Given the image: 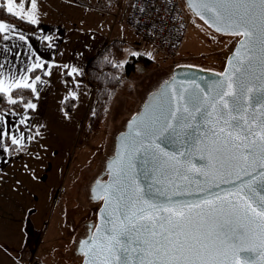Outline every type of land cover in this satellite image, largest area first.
I'll return each mask as SVG.
<instances>
[{
    "label": "snow or ice",
    "instance_id": "obj_1",
    "mask_svg": "<svg viewBox=\"0 0 264 264\" xmlns=\"http://www.w3.org/2000/svg\"><path fill=\"white\" fill-rule=\"evenodd\" d=\"M194 3L200 9V18L214 27L216 32L243 38L228 61L229 65L234 62L238 65L234 71L239 75L233 79L231 72L226 73L224 81L213 85L215 95L210 98L204 95V89H200L199 85L195 86L198 92L185 89L179 96L180 100L185 101L182 108L171 110L168 99L162 97L150 119L141 121L136 127L135 135L131 138L134 147L128 154L129 158L125 161L121 157L114 169L113 184L103 188L106 213L107 207L116 202L112 213L108 214L112 218L106 220L103 235L94 236L91 243L84 242V264H264V170L253 174L245 169V174L251 179L238 187L237 191L243 193L240 203L228 201L227 211L223 207H210L207 212L201 211L198 219L191 215L193 208L200 207L198 203L163 205L143 199L140 195L143 189L130 174L134 167L131 157L139 152L155 162L153 170L174 168L172 162L179 164L176 156L161 150L157 141L167 138L165 134L180 138L181 131L178 130L190 127L187 121L194 120L193 113L196 112L201 113L204 119L215 115L217 123L223 120L224 125L231 129L226 131L225 127H221L217 133L210 128L204 132L205 138L209 133L217 137L210 140L213 147L207 149L210 161L219 158L214 153H219L221 149L215 145L220 143L219 134L224 133L223 145L233 152L232 159L249 164L259 158L260 167L264 169V112L259 118L253 114L250 122L243 103L244 97H248L249 102L254 98L255 103L264 108V0H194ZM37 11L38 0H0V12H6L22 22L38 24ZM15 30V26L0 20L3 40H8L7 33ZM19 38L23 40L25 37L20 35ZM132 55L138 53L133 52ZM36 61L30 69H25V72L33 73L31 77L22 75L17 79L13 74L10 78H2L0 73V101L7 98L8 103L18 106L19 101L14 97L20 96L25 111L37 108L36 103L23 100L25 90L38 96L37 84L42 81L35 71L43 69L44 75L51 76L53 66L46 67L39 57ZM4 67L0 63V69ZM63 67L68 68V65ZM75 73L77 69L73 67L65 75L71 77ZM254 92L258 94L253 97ZM69 97L75 100L76 93L70 91L65 99ZM208 108L212 111L209 112ZM234 112L239 114L238 117L233 115ZM19 124H27L30 130V117L22 113ZM199 132L200 129L196 128L191 133L193 140L189 145L190 150L181 153L185 157L181 167L207 174L205 168H213L214 163L201 168L192 163L194 153L205 150L197 147ZM40 135L37 130L27 139L35 140ZM188 135L183 133L185 140ZM6 138L9 141L7 144ZM25 139L24 130L16 135L0 122V152L8 153L12 145L22 147ZM129 147L126 138L125 149ZM130 192L133 194L129 195ZM204 203L211 206L214 202L205 200ZM100 231L97 229V233Z\"/></svg>",
    "mask_w": 264,
    "mask_h": 264
},
{
    "label": "rangeland",
    "instance_id": "obj_2",
    "mask_svg": "<svg viewBox=\"0 0 264 264\" xmlns=\"http://www.w3.org/2000/svg\"><path fill=\"white\" fill-rule=\"evenodd\" d=\"M94 6L96 3L87 6L77 0H38L39 22L59 27V30L54 29L56 33H51L50 45L56 47L61 42L62 54L59 53L53 60L55 70H52L51 80L40 85L38 96L34 95L37 108L33 111L35 118L31 122V135L37 130L41 135L32 140L25 152L18 154L5 170L19 175L29 173L35 180L40 179L44 183V197L39 204L36 203V216L39 218L36 225H41L38 255L42 264L82 263L83 256L75 252V240L84 232L85 221H97V210L101 204V201H90L89 184L103 167L106 157L113 152L116 132L122 130L125 121L139 109L146 94L180 63L221 70L240 38L222 35L188 12V28L181 48L173 58L166 59L159 48L150 42H143L137 32L127 25L126 10H122L125 6L120 14L116 6L110 11ZM106 38L126 41L123 60L135 52L149 57L150 62L136 64L135 71L115 92L99 128L91 131L88 97L93 84L87 78V62L99 52ZM65 64L68 65L65 68L67 72L73 67L77 69L71 81L64 78L62 66ZM69 91L77 92L70 112L64 110L61 99ZM42 125L45 128L43 131ZM81 159L82 164L78 168ZM25 161L30 163L27 167L23 164ZM60 179L62 185L52 203L53 197L49 196L47 189L57 185ZM64 202L68 211L66 224L69 225V232L63 221ZM63 235V239L57 240L59 242L55 245L56 238ZM5 249L10 252L13 247ZM17 250L22 255L3 264H24L26 250H22V246Z\"/></svg>",
    "mask_w": 264,
    "mask_h": 264
},
{
    "label": "water",
    "instance_id": "obj_3",
    "mask_svg": "<svg viewBox=\"0 0 264 264\" xmlns=\"http://www.w3.org/2000/svg\"><path fill=\"white\" fill-rule=\"evenodd\" d=\"M189 12L192 15L200 18L198 14L200 9L195 6L194 0H184ZM201 19V18H200ZM207 19V15L205 16ZM205 22V20H203ZM211 29L215 30L206 23ZM243 39L242 37L239 40ZM239 40L236 42L230 53L228 54L224 67L221 70H216L212 68L203 67L200 65L192 63H180L177 64L168 77L163 79L158 83V85L146 94V97L140 104L139 109L134 112L124 124L122 130L115 134L114 149L113 152L108 156L105 161V166L103 171L94 180L90 188L89 197L97 202L101 201L100 207L97 210V221L91 222L89 232L86 236L79 239L76 245V253L83 256L82 263L86 257L83 252L86 250L85 241L89 243L92 242V238L96 235H103V228L106 225V220L112 218L110 213H112L113 208L116 206V202L113 201L112 205L107 207V213L105 211L106 202L103 196V188L106 185H112L114 182V169L118 166L121 157L125 161L129 158V152L134 145L131 144V138L135 135L136 127L141 123V121H148L150 117L156 112L159 104L161 103V98L166 97L169 101L168 107L171 110H175L177 107L185 106V101L180 100V93L187 89L191 91H199L195 86L199 85L200 89H204V95L211 97L215 95V90L213 85L216 82L224 81L225 74L231 72L233 74V79L239 75L234 71L235 65H229L228 61L232 58L233 53L236 48L239 47ZM258 84V82H256ZM185 98L187 93L185 92ZM258 93H253V97ZM243 103L247 109L246 115L251 122L253 114L259 118L261 112H264V108L255 103L253 98L249 102L248 97L243 98ZM191 110V106H189ZM209 112L212 111L211 108L207 109ZM179 115V113H178ZM195 116L194 120H188L187 123L190 127L179 129L181 131V137L176 138L175 136L162 138L158 140L157 143L160 149L169 154L176 156V160L179 164L172 162L175 169L172 166L168 167L164 171L153 170L154 161H151L150 157H146L143 152L136 153L131 157L134 167L130 170V174L135 177L137 183L143 191L140 193L143 199L150 200L153 203L167 205L169 203H180V204H199L200 207L193 208L191 210V215L194 218H199L198 214L203 211H209L210 207L221 208L223 207L225 211L228 209V201L234 204L240 203V196L243 195L242 192H238V187L244 182L251 179L249 175L245 174V169L249 173H259L261 170L260 160L257 158L255 163L249 162V164H244L243 161L237 159H232L233 152L229 151L223 145V139L225 137L224 133L219 134L220 143L215 145L219 147L221 151L219 153H214V155L219 158L215 161H210L208 159L207 149L213 147L210 144V140H215L217 137L211 136L209 133L208 138L204 137V132L208 129H213L219 133L221 127H225L226 131L228 129L224 125L223 120L217 123V117L215 115L208 119H204L201 113H193ZM237 116L239 114L233 113ZM226 118V117H225ZM175 124V121H170ZM234 123V122H233ZM196 128L200 129L198 133L200 140H198L197 147L205 149L204 151H196L194 153V158L192 163L196 165L197 168L208 165L209 163H214V167L211 169L205 168L207 174H202L201 172L187 170L181 167L185 163V157L181 153L189 151V145L192 143L193 137L191 133L195 131ZM183 133H188L186 140ZM126 138L129 142V149H125ZM233 143H240V141H233ZM231 146H229L230 148ZM147 161V162H146ZM133 193H129L132 195ZM221 199H217V198ZM226 198V199H224ZM205 200H211L214 203L210 206L205 204ZM187 211V208L185 209ZM119 215V213H117ZM110 226V225H109ZM97 229L101 231L97 233Z\"/></svg>",
    "mask_w": 264,
    "mask_h": 264
},
{
    "label": "crops",
    "instance_id": "obj_4",
    "mask_svg": "<svg viewBox=\"0 0 264 264\" xmlns=\"http://www.w3.org/2000/svg\"><path fill=\"white\" fill-rule=\"evenodd\" d=\"M94 1L96 3V7L94 6L96 9L98 7L102 8L103 10L110 11L111 7L116 6L118 14L122 13V10L125 11L130 2V0ZM125 1L126 3L124 4ZM123 4L125 6H123L124 9H122ZM118 14L116 15L118 16ZM0 20L9 23L16 28L15 31H10L7 33V35L9 36L8 40H3L2 36L4 34H0V63L5 66L3 69H0L2 78H10L13 74H16L17 79H19L22 75H28L31 77L33 76V73L25 72V69H30L31 65L37 62V57H39L40 62H44L45 66L47 67L48 65L53 66L54 58L57 59L59 53L62 54V52L60 51L61 42H59L56 47H54V45H50V40L52 39L51 33H56L54 29L59 30V27H57L56 25H51L46 22H39L38 24H36V30L30 31L23 28L18 23L3 19ZM20 35H23L25 38L21 40L19 38ZM111 40L112 38H106L99 49L101 50L104 45H106ZM93 58H90V60L87 62L88 66ZM88 66L87 78L89 79ZM52 70H55L54 66L52 67L51 71ZM62 71L65 79H69L70 81L73 79V75L71 77L65 75V73H67V70H65L63 66ZM37 74L41 76L42 81L38 82V88L40 85L46 84L51 80V76L44 75L43 69H37L35 71V75ZM94 91L95 85L93 84V89L91 90L88 97V103L90 101V106L92 104ZM69 92H66L68 94H63V96L61 97V99H63V107L65 97H68ZM75 93L77 99V92ZM33 111L34 110L25 111V109H23L22 111L6 110L0 112V122H3L6 128H11L13 134L16 135L19 134L20 130H24L26 137L24 145L22 147L18 148V146L12 145L8 153L0 152V264L14 261L15 259H17V255L20 257L22 255V252L18 251L17 249L21 246L22 250H26L24 256V264H29L34 255H36L38 260L42 263V258L38 255V247L41 239V225H36L38 224L37 222L39 219L36 215L38 214L37 204H39V202L44 197L45 192L42 189L44 183L40 179L35 180L32 174L30 175L29 173L24 172L20 175L15 173V175L13 174L14 172L12 170L10 172H6L7 169L5 170V168L9 167V165L11 166V164L15 161L17 155L25 152V149L32 143V140H28L27 137L31 136V129L33 128V126L31 125V129L29 130L27 124H19V119L21 118L22 113L26 114L30 117L31 124V122H33L35 118V112ZM41 130H45L43 125ZM8 142L9 141L6 138L5 143L7 144ZM23 164L27 167L30 163L25 161ZM81 164L82 159L78 163L77 167L79 168ZM75 174L76 173H74L73 179L75 178ZM61 185L62 179L58 181L57 185L51 186L47 189V191H50L49 196L53 197L52 203L57 197ZM65 203L66 202H64V206L62 208V215L64 216L63 221L66 224L68 223V211L66 210L67 208H65ZM67 225L68 224H66L65 226L66 231L70 229L69 225ZM63 237L64 235L61 237H57L54 244L57 245L59 242L57 240H62ZM7 246L13 247V250L9 249L10 252H8V249H5V247Z\"/></svg>",
    "mask_w": 264,
    "mask_h": 264
},
{
    "label": "trees",
    "instance_id": "obj_5",
    "mask_svg": "<svg viewBox=\"0 0 264 264\" xmlns=\"http://www.w3.org/2000/svg\"><path fill=\"white\" fill-rule=\"evenodd\" d=\"M0 19L18 23L23 28L30 31L36 30V24L22 22L6 12H0ZM126 46L127 43L123 39H112L104 45L89 63V80L95 85L91 112L88 116L91 131H95L99 128L101 122L108 113L115 92L122 85L124 79L135 71L136 64L138 62H150V58L142 54L135 56L131 55L129 58L123 60L126 54ZM34 95L35 94L31 93L30 90H25L23 100H28L34 103ZM14 98L19 101L18 106L8 103L7 98H5L3 101H0V112L6 110L22 111L24 105L21 97L15 96ZM72 101L73 100H71L70 97L64 101V107L68 112L72 111Z\"/></svg>",
    "mask_w": 264,
    "mask_h": 264
},
{
    "label": "built area",
    "instance_id": "obj_6",
    "mask_svg": "<svg viewBox=\"0 0 264 264\" xmlns=\"http://www.w3.org/2000/svg\"><path fill=\"white\" fill-rule=\"evenodd\" d=\"M93 5L94 0H77ZM126 10L127 25L143 42H150L166 59L173 58L181 48L188 28V8L184 0H130ZM29 264H42L36 255Z\"/></svg>",
    "mask_w": 264,
    "mask_h": 264
},
{
    "label": "flooded vegetation",
    "instance_id": "obj_7",
    "mask_svg": "<svg viewBox=\"0 0 264 264\" xmlns=\"http://www.w3.org/2000/svg\"><path fill=\"white\" fill-rule=\"evenodd\" d=\"M109 156V155H108ZM108 156L106 157V159L108 158ZM106 159L104 160L103 162V167L100 169V171L95 175V177L93 178V181H91V183L89 184V188H88V196L90 195V188H91V185L92 183L94 182V180L98 177V175L103 171L104 169V166H105V161ZM90 201L91 202H95L93 201L90 197H89ZM91 222H94V220H88V221H85L84 224H83V228H84V232L75 240V245H77L79 239L83 236H86L89 232V229H90V225H91ZM76 250V249H75ZM76 252V251H75Z\"/></svg>",
    "mask_w": 264,
    "mask_h": 264
}]
</instances>
